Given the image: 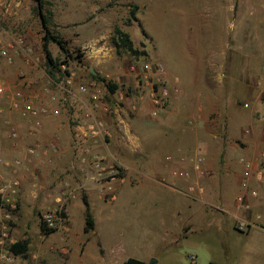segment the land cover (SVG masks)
<instances>
[{"label": "rangeland", "instance_id": "obj_1", "mask_svg": "<svg viewBox=\"0 0 264 264\" xmlns=\"http://www.w3.org/2000/svg\"><path fill=\"white\" fill-rule=\"evenodd\" d=\"M228 2L42 0L46 27L64 42L69 55L53 42L47 43L51 58L59 63L58 73L72 74L73 83L95 81L103 101L110 109H116L115 113L109 112L107 120L103 119L110 138L84 145L96 152L105 146L102 153L106 161L117 164L122 171L120 178L113 181L99 179L93 183V195H86L85 187L76 190L75 198L62 203L61 227L48 235L39 232L40 213H26L20 208L18 189L16 208L0 248V264H120L129 257L143 264H264V253L250 259L248 242L242 236L247 230L240 233L238 224H224L214 209L216 178H194L190 173L189 178L179 177L183 183L174 192L145 180L154 174V165L161 158L160 151L152 147L153 140L163 138L168 146L177 142L164 117L181 110L175 102L183 96L200 93L204 86L201 75L210 60L224 68L229 64L236 69L243 65L252 67L262 92L253 104L257 111L252 112L250 120L249 104L244 98L236 100L232 105L235 109L228 111L229 123H234L237 137L239 129L247 130L251 121L264 130V0H231V12ZM235 16L237 36L232 39ZM114 28L128 35L137 54L113 48L110 38ZM42 37L33 0H0V42L14 44L21 39L20 45L9 50L11 64L20 63L16 78L29 84L26 89L38 88L39 96L53 97L59 105L61 93L47 74ZM222 38L237 51L211 54L223 43ZM26 57L28 65L23 64ZM4 63L0 60V64ZM145 64L160 65L163 75L141 71ZM26 69L37 77L27 76ZM89 69L95 78L89 76ZM56 73L54 78H60ZM107 84L116 89L109 93ZM224 91L226 94L227 89ZM119 93L121 102L116 99ZM154 98L161 105L152 117ZM244 103L247 108H243ZM4 120L7 119L0 117L2 142ZM194 153H189L190 159L200 156ZM239 157L243 156L236 152L230 162L235 171L239 169ZM134 169L138 173L134 174ZM235 192L232 186L221 194L231 201ZM82 196L91 201L94 227L88 232L83 231ZM72 201L68 214L65 204ZM46 211L49 210H42ZM20 240L28 243L23 258L8 252V246Z\"/></svg>", "mask_w": 264, "mask_h": 264}, {"label": "crops", "instance_id": "obj_2", "mask_svg": "<svg viewBox=\"0 0 264 264\" xmlns=\"http://www.w3.org/2000/svg\"><path fill=\"white\" fill-rule=\"evenodd\" d=\"M227 6L228 12H231V0ZM232 18L231 34L232 39H236L238 21L236 16ZM244 19L247 22L246 18ZM223 38V43L211 54L224 55L227 50L237 51L235 47L230 48V44ZM211 61L201 75L204 86L200 93L183 96L175 102L181 106V110L164 115V118L168 119L164 123L168 124L167 129L173 133L177 142L168 146L163 138L153 140L152 147L160 151L161 158L154 165V174L145 180H151L160 187L174 192L183 183L179 178H185L181 175L183 172L193 174L194 178H216L217 206L214 205V209L219 212L224 224H238L239 221L248 224L246 229L237 231L241 233L247 230L243 235H238H242L248 242L246 245L250 259H256L258 253H264V179L262 182L254 180L247 182V190H255L257 197L246 195L244 202L247 208L239 207L234 198L241 191L240 183L243 176L240 167L237 165L239 169L235 171L230 162L236 152H240L243 157L253 162L260 159L264 150V130L262 127L259 129L257 123L251 121L247 130L239 129L237 137L238 130L236 127L234 129V123H231L232 125L229 123L228 111L235 109L232 105L236 100L244 98L249 104L247 113L251 120L252 112L257 111L253 104L262 92L251 66L243 65L236 69L233 64H229L224 68L223 64ZM5 63L0 64V74L5 80L9 96L0 98V105L7 106L6 109L0 108V117L7 119L10 126L2 127L4 141L0 140V178L17 177L20 208L26 210V213L39 214L44 209L53 210L62 206L63 196L68 191H72L75 198L76 190L85 187L84 193L93 195L95 191L93 183L98 179L90 177L78 157L83 148L78 130L83 111L79 109L78 101L69 98L63 101L60 96L61 104L57 105V102H53V97L46 99L42 94L39 96L38 88L26 89L29 84L22 83L16 78L15 73L20 63L11 64V61ZM25 71L27 76L31 74L32 77H37L34 72L28 69ZM15 89L23 90L36 107L45 108L46 112L36 119L37 128L33 126L32 121L21 118L17 112L9 109L10 93ZM40 100H43V103H40ZM247 103H244L246 106L243 108H247ZM68 106L72 108L69 109ZM110 111L115 113L116 109ZM98 115L102 121L109 118L108 114ZM14 119L20 121L14 122ZM221 119H224V123H220ZM10 128L17 131L15 139L8 135ZM102 147L104 149L97 152L105 156L102 151L104 152L106 147ZM192 151L202 158L200 174L192 170L189 157ZM16 162L19 165H16ZM135 173L138 171L135 170ZM232 186L236 188V192L230 201L221 192ZM74 201L65 204L66 213L69 214L68 210ZM87 202L91 214L89 198ZM224 227L226 229L225 225Z\"/></svg>", "mask_w": 264, "mask_h": 264}, {"label": "built area", "instance_id": "obj_3", "mask_svg": "<svg viewBox=\"0 0 264 264\" xmlns=\"http://www.w3.org/2000/svg\"><path fill=\"white\" fill-rule=\"evenodd\" d=\"M21 44V39L16 40L13 44H3L0 42V60L10 63L11 57L9 56L10 48ZM29 58L26 57L23 60L24 65H28ZM151 71L153 75H163V69L160 65L145 64L142 66V70ZM145 77V76H143ZM55 87L61 93V99L65 101L67 98L78 101L80 110L82 113V121L78 126L83 144L82 152L79 154V161L84 166L85 171L91 178L105 179L106 182L113 181L120 178L121 167L115 163H108L101 153L90 149L84 144L87 141L103 142L105 139L110 138L111 134L109 129L104 124V121L100 119L98 114H109L110 109L103 101L101 94L97 91L96 82L93 80L82 81L79 83H73L72 74L65 75L62 71V75L54 84ZM112 95V94H111ZM162 95H165L163 92ZM9 96L7 92L6 83L4 78L0 74V98ZM11 101L9 103V109L17 112L19 116L25 120L32 121L33 126L37 128V118L42 113L46 112L43 107H36L33 101L26 96L21 89H15L10 93ZM118 102L123 100L122 95L119 93L116 96ZM153 110L150 112L152 117L156 116L157 108L161 105L159 100L153 99ZM246 105L243 104V107ZM264 120V115L262 116ZM4 126H10L8 120L3 121ZM10 138L15 139L17 137V131L14 128H10L8 131ZM31 153L32 150H29ZM237 165L240 167L242 176L240 188L241 191L235 196V203L239 207L247 208V204L244 202L246 195L249 197H257L255 190H247V182L254 180L256 182H262L264 179V150L261 152L260 159L256 162L245 158L239 157L236 160ZM202 158L195 155L191 159V167L195 173L201 172ZM16 165H19L16 162ZM22 168V167H21ZM181 175L185 178L189 176L188 172H183ZM109 188V187H108ZM19 189V181L17 177H6L0 179V248L3 240L7 237L8 224L11 219L12 212L16 208V197ZM192 188H189V191ZM201 192V189H198ZM74 194L72 191H68L63 196V202L73 199ZM61 206L53 210L42 212L39 214L40 222L45 228L57 229L61 227L62 218L60 212ZM247 223L239 221L237 225L238 230H244L247 227Z\"/></svg>", "mask_w": 264, "mask_h": 264}, {"label": "trees", "instance_id": "obj_4", "mask_svg": "<svg viewBox=\"0 0 264 264\" xmlns=\"http://www.w3.org/2000/svg\"><path fill=\"white\" fill-rule=\"evenodd\" d=\"M33 1L35 2L36 10H37L38 15L40 17V24H41L42 29H43V37L41 40V49H42V52L44 55V61H45V65L47 68V74H48L50 79L57 81L59 78L55 79L54 74L57 72L56 73L57 76L60 77L62 75V72L58 73L59 63L51 58V56H50V54L46 48V45L48 42H53L54 44L57 45V47L59 48V50L63 54H66L67 57H69V55H67V50H66L64 42H62L56 35H54L46 27V19H45L44 15L41 13V11L43 9L42 0H33ZM130 15H133V13L131 12ZM110 41H111L113 48L117 52L124 51V52H128L130 54H137L138 53L137 50L132 46V43H131L128 35L125 32H123L122 30H120L119 28H114L113 35L111 36ZM89 76L91 78H95V76H92V75H89ZM107 88H108L109 93H112L116 89V86L112 85V84H107ZM81 203L84 207L83 231L88 232V231H91L93 229V220H92L91 214L89 213L88 202L84 196L81 197ZM38 228H39V232L42 235H48L54 231L53 229L45 228L41 222H39ZM27 247H28V243L26 240L16 241V242H14L8 246V252L12 256H18V257L23 258L26 255ZM121 264H143V262L140 260L129 257V258L125 259L123 262H121Z\"/></svg>", "mask_w": 264, "mask_h": 264}, {"label": "water", "instance_id": "obj_5", "mask_svg": "<svg viewBox=\"0 0 264 264\" xmlns=\"http://www.w3.org/2000/svg\"><path fill=\"white\" fill-rule=\"evenodd\" d=\"M89 72H90L91 75H94V72L91 69H89ZM150 263H154V261L151 260Z\"/></svg>", "mask_w": 264, "mask_h": 264}]
</instances>
